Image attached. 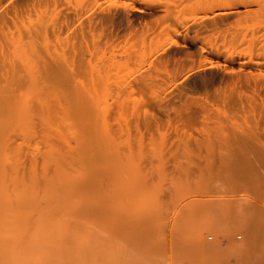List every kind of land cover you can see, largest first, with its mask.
<instances>
[{"label": "bare ground", "instance_id": "obj_1", "mask_svg": "<svg viewBox=\"0 0 264 264\" xmlns=\"http://www.w3.org/2000/svg\"><path fill=\"white\" fill-rule=\"evenodd\" d=\"M135 148L173 161L126 185ZM192 187L172 247L241 226L223 256L264 264V0H0V264H108L111 223L143 242Z\"/></svg>", "mask_w": 264, "mask_h": 264}, {"label": "rangeland", "instance_id": "obj_2", "mask_svg": "<svg viewBox=\"0 0 264 264\" xmlns=\"http://www.w3.org/2000/svg\"><path fill=\"white\" fill-rule=\"evenodd\" d=\"M148 148H150V147H148ZM148 148H146V149H137L136 150V148H135V152L137 151V153L139 154H135V155H138V159H137V156H135L134 155V153H132V152H130L129 150H127L126 151V153H124V159H123V161H124V164H123V166H124V169H125V177H127V178H125V180H126V182H125V184L126 185H129V186H131L132 185V183H133V180H134V178H135V175H136V168L137 167H141V168H145V167H147V165H149L150 166V168H151V166L152 165H154L155 164V161L157 160V161H159L160 159H166V160H171V161H173V157L172 156H170L168 159H167V157H168V155H169V153L168 152H166V150L167 149H165V150H161V149H159V148H156V149H153L154 150V153L156 154H154L155 155V157H154V155L152 154V155H149V151L148 152H146L147 150H148ZM145 150V151H144ZM153 150L151 151L152 153H153ZM130 152V153H129ZM168 153V155H166ZM151 154V153H150ZM165 155V156H164ZM147 156H151V158L149 159V157L148 158H146ZM135 157H136V159H137V161L135 160ZM165 157V158H164ZM125 159H126V161H125ZM146 159H147V161H148V159H149V161L148 162H151V163H147V161H146ZM154 161V164H152V162ZM156 161V162H157ZM125 162H126V164H125ZM126 165V166H125ZM148 166V167H149ZM146 168L147 170H149V168ZM170 180V182H171V179H169L168 178V180H167V182ZM194 190H196V192H194ZM202 194V195H201ZM250 194V193H249ZM199 195H201V197H202V199H204V198H206L209 194H206V193H204V192H200L199 190H197V189H195L194 187H192V189H184L183 191H181L179 194H178V196H176V197H178L177 199H176V197L175 198H170L169 200L171 201L170 203L169 202H166L165 200H168L167 198L165 199H163L165 202V204L164 203H162L163 201L161 200V199H159L158 201H156V202H154L153 204H148V205H146V207H145V210L148 212V214L149 215H153V218L151 219V220H149L148 221V225H147V230H149L150 232H151V235H150V238L148 239H146V240H144L143 242H140V243H138V244H135V243H133V229H134V226L133 225H128V227L125 229V232H124V234H123V236L121 237V238H118L117 236H116V234H115V231H114V229H113V227H112V223H111V229H110V235H109V259H108V264H137V262L138 261H136V260H138V258H140V257H138V256H143L142 258H140V260H141V262H138V264L139 263H141V264H161L162 263V260H163V263L162 264H178L177 263V261L176 260H178V262L180 263V262H182V260H183V262L184 261H189V262H191L192 263V261H194V260H197V262H195L194 261V263H192V264H199V263H201V264H208V261H206V260H211V261H213V262H215V263H220V264H228L229 263V261L230 260H226V259H229V258H225V257H227V255H225V256H223L224 255V251L223 250H226V248L228 247V248H232V249H239L238 248V246L240 247V249H241V246L243 245V243L244 242H246V232H245V229L243 228V227H241V226H232L231 225V227H227V229H225L224 231H222V230H217V229H219V228H216V227H211V228H205V227H203L201 224L203 223L201 220L199 221V219H196V221L194 220L196 217H194V215L192 216V215H190V217L188 216V218H186L185 220L186 221H188V223H194V221H195V223L197 224V222L198 223H201V224H198V225H196V224H194V225H196V226H198L199 227V230L198 231H196L197 230V227H195V226H193V224H192V226H193V229H195V232H197V233H195L197 236H195V238H197L196 239V241H195V238H194V240H193V242L195 241L196 242V245L198 244V245H200V246H198L197 248L198 249H200V250H198L197 251V254H195V253H191V252H188V254H191V255H188L189 257H191V258H193V259H189L188 258V256H186L185 254H182L181 253V249L180 248H175V245H174V248L172 247V245L174 244V242H173V244L171 245L170 244V242L172 243V241H171V239H169V238H173L174 236L172 235V233L174 234V229H177V225H179L178 224V222H179V219H178V215H180V214H183V213H181L182 211L180 210V209H183V212H185L186 214H189V213H192V211L196 208H199L202 204H203V207H207V206H205L204 205V201L202 200H200V201H197V200H199V198H201ZM250 195H253L254 196V194H250ZM182 196V197H181ZM187 196V198H185ZM190 196V197H189ZM199 196V197H198ZM180 197H181V201H178V199L180 200ZM183 197L186 199V201H185V199L183 200ZM191 198L193 199H197L196 201H191ZM189 199V200H188ZM161 200V201H160ZM176 200V201H175ZM183 202V203H182ZM201 202V203H200ZM167 203V204H166ZM206 204V203H205ZM169 205V206H168ZM208 205V204H207ZM263 205V204H262ZM180 206H182V207H180ZM127 208H128V210L129 211H126V218H127V221L129 220V218H130V211H132V208H131V206L130 205H128L127 206ZM130 208V209H129ZM174 208V209H173ZM185 208V209H184ZM184 210H186V211H184ZM174 215H173V214ZM179 213V214H178ZM167 214V215H166ZM176 214V215H175ZM174 216V218H173V216ZM164 216V217H163ZM162 217V218H161ZM166 217V219H163V218H165ZM161 218V219H160ZM167 218H168V220L169 219H172L170 222L167 220ZM163 219V220H162ZM191 220V219H193V221L191 222H189V220ZM165 220V221H164ZM185 221V222H186ZM184 222V223H185ZM165 223H167V224H165ZM170 223V224H169ZM165 224V225H164ZM186 224H187V222H186ZM161 225H164L165 227L166 226H170V227H166V229L167 230H165V231H167L168 233L170 232L171 233V230H172V227H174V229L172 230L173 232L171 233V235H170V233H169V235H168V233L166 232V234H165V232H164V230H163V227L164 226H161ZM201 225V226H200ZM172 226V227H171ZM154 227V228H153ZM239 227V229H237ZM214 228V229H213ZM229 228V229H228ZM156 231H155V230ZM165 229V228H164ZM169 229V230H168ZM201 229V230H200ZM244 230V231H243ZM200 231V232H199ZM204 231V232H203ZM222 231V232H221ZM236 231V232H235ZM155 232V235L154 234H152V233H154ZM208 232V233H207ZM214 232H216V233H214ZM233 232V233H232ZM199 233V234H198ZM221 233V234H220ZM212 234V235H211ZM234 236H232V235ZM239 234H241L242 235V237H241V239H237L236 237H237V235H239ZM155 236V237H153L152 238V236ZM221 235H222V240L223 241H220L219 239V237H221ZM167 236V237H166ZM209 236H212V239L210 240L209 239ZM115 237V238H114ZM169 237V238H168ZM167 238V239H166ZM175 238V237H174ZM173 238V239H174ZM234 238V239H233ZM118 239H120L119 240V242H117V240ZM156 239V240H155ZM164 239V240H163ZM169 239V240H168ZM225 239H227V241L225 240ZM232 239V240H231ZM236 239L238 240V241H236ZM241 242H240V241ZM124 241V243H122ZM128 241V242H127ZM146 241V242H145ZM150 241V242H149ZM155 241V242H154ZM170 241V242H169ZM174 241V240H173ZM211 241H212V243H211ZM225 241H226V243H225ZM158 242V243H157ZM169 242V243H168ZM195 242H194V244H195ZM156 243V244H155ZM160 243H163V251H161V252H159L157 249H155L154 248V246L155 245H159ZM169 246H168V245ZM128 245V246H127ZM154 245V246H153ZM208 245V246H207ZM214 247H213V246ZM234 245V246H233ZM121 246V247H120ZM142 246V247H141ZM134 249H133V248ZM171 247V248H170ZM206 247V248H205ZM210 247V248H209ZM237 247V248H236ZM220 248V249H222V251H220V253H218L219 252V250L218 249ZM133 251H132V250ZM171 249V250H170ZM174 249V250H173ZM178 249L180 250V252L178 251ZM119 250V251H118ZM176 250V251H175ZM211 250V251H210ZM215 250H217V251H215ZM135 251V252H134ZM138 251H140L141 252V254L139 255V254H137L138 253ZM209 251V252H208ZM119 252V253H118ZM131 252V253H130ZM212 252V253H211ZM129 253V254H128ZM212 254V255H211ZM213 254H214V256H215V259H214V257H213ZM219 254H221V255H219ZM131 255V256H130ZM135 255V256H134ZM138 255V256H137ZM169 255H172V257H173V259L171 258V256H169ZM178 255H182V257H180V256H178ZM192 255H193V257H192ZM197 256V257H195V256ZM125 256V257H124ZM176 256H178V257H180V258H176ZM188 258V260H187V258ZM206 256L209 258V259H207L206 258ZM224 257V263L222 262V260H223V258H221V257ZM151 257H153V258H155L154 260H153V258L152 259H150ZM135 258V259H134ZM137 258V259H136ZM143 258H145V259H143ZM195 258H197V259H195ZM212 258V259H211ZM231 258V262L232 263H229V264H233V263H235V261H234V259H232V257H230ZM143 259V260H142ZM161 260V261H159V260ZM169 259H171V260H169ZM176 259V260H175ZM180 259V260H179ZM219 259V260H218ZM221 259V260H220ZM139 260V261H140ZM168 261V262H166V261ZM198 260H199V262H198ZM225 260L226 261H228V262H225ZM129 263H128V262ZM149 261H150V263H149ZM158 261V262H157ZM176 261V262H175ZM201 261V262H200ZM125 262H127V263H125ZM203 262V263H202ZM190 263V264H191ZM209 264H213L212 262L210 263L209 262Z\"/></svg>", "mask_w": 264, "mask_h": 264}, {"label": "built area", "instance_id": "obj_3", "mask_svg": "<svg viewBox=\"0 0 264 264\" xmlns=\"http://www.w3.org/2000/svg\"><path fill=\"white\" fill-rule=\"evenodd\" d=\"M238 238H241V235H238ZM209 239H212V236H209ZM220 241H223V240L220 238Z\"/></svg>", "mask_w": 264, "mask_h": 264}]
</instances>
